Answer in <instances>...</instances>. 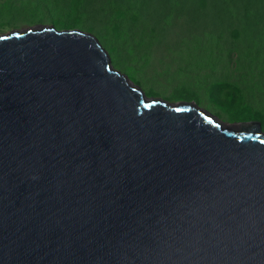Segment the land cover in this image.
I'll use <instances>...</instances> for the list:
<instances>
[{
    "label": "water",
    "instance_id": "95a60500",
    "mask_svg": "<svg viewBox=\"0 0 264 264\" xmlns=\"http://www.w3.org/2000/svg\"><path fill=\"white\" fill-rule=\"evenodd\" d=\"M0 264H264V141L146 105L93 42L0 41Z\"/></svg>",
    "mask_w": 264,
    "mask_h": 264
},
{
    "label": "rangeland",
    "instance_id": "374dc122",
    "mask_svg": "<svg viewBox=\"0 0 264 264\" xmlns=\"http://www.w3.org/2000/svg\"><path fill=\"white\" fill-rule=\"evenodd\" d=\"M115 10L132 12L121 55L88 22L74 19L71 30L96 34L113 70L147 99L191 104L228 127L259 123L264 133V0H133ZM53 25L0 14V36Z\"/></svg>",
    "mask_w": 264,
    "mask_h": 264
},
{
    "label": "trees",
    "instance_id": "16d2710c",
    "mask_svg": "<svg viewBox=\"0 0 264 264\" xmlns=\"http://www.w3.org/2000/svg\"><path fill=\"white\" fill-rule=\"evenodd\" d=\"M131 2L133 0H0V14L9 12L17 20L29 23L37 19L50 20L58 30L74 29V19L88 22L121 55L123 42L120 34L130 30L131 25L125 18L132 12L115 9L123 8V4ZM95 37L98 40L96 34Z\"/></svg>",
    "mask_w": 264,
    "mask_h": 264
},
{
    "label": "bare ground",
    "instance_id": "6f19581e",
    "mask_svg": "<svg viewBox=\"0 0 264 264\" xmlns=\"http://www.w3.org/2000/svg\"><path fill=\"white\" fill-rule=\"evenodd\" d=\"M41 33H53L55 36L62 37H72V38H82L87 42H93L95 48L102 54L104 60L107 62L110 72L120 81L124 82L127 85V89L133 92L138 93L146 105H151L155 107H166L168 110H192L197 116L231 132V133H258L261 140L264 141V133L261 130L259 123H250L245 125H240L236 127H228L219 123L212 116L206 112L195 108L191 104H168L165 101L160 99H147L141 89L131 83H129L125 76H121L117 71L113 70L110 66L109 60L107 58L106 52L101 48L97 40L88 33H85L81 30H62L59 31L54 27L43 26L38 28H32L29 30H23L18 32H11L9 34L0 36V41H10L12 39H28L30 36H38Z\"/></svg>",
    "mask_w": 264,
    "mask_h": 264
},
{
    "label": "clouds",
    "instance_id": "9594fccd",
    "mask_svg": "<svg viewBox=\"0 0 264 264\" xmlns=\"http://www.w3.org/2000/svg\"><path fill=\"white\" fill-rule=\"evenodd\" d=\"M13 32H18V31H13Z\"/></svg>",
    "mask_w": 264,
    "mask_h": 264
}]
</instances>
